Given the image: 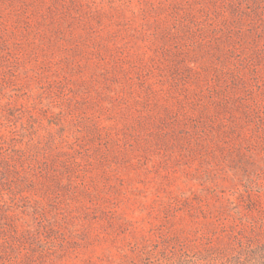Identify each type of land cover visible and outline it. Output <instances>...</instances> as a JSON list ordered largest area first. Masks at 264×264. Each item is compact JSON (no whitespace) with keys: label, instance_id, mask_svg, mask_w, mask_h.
Returning a JSON list of instances; mask_svg holds the SVG:
<instances>
[{"label":"rangeland","instance_id":"rangeland-1","mask_svg":"<svg viewBox=\"0 0 264 264\" xmlns=\"http://www.w3.org/2000/svg\"><path fill=\"white\" fill-rule=\"evenodd\" d=\"M0 264H264V0H0Z\"/></svg>","mask_w":264,"mask_h":264}]
</instances>
